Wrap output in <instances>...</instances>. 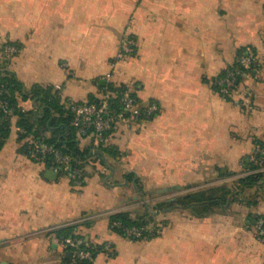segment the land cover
I'll return each instance as SVG.
<instances>
[{
	"label": "crops",
	"instance_id": "obj_1",
	"mask_svg": "<svg viewBox=\"0 0 264 264\" xmlns=\"http://www.w3.org/2000/svg\"><path fill=\"white\" fill-rule=\"evenodd\" d=\"M124 39L134 53L120 59ZM7 43L17 46L8 69L28 91L59 88L63 103L85 102L106 78L159 111L116 125L108 145L117 156L81 139L91 150L84 186L69 174L49 179L55 166L26 155L14 119L0 149V264H73L55 233L70 224L114 246L93 264H264L255 228L264 174L252 187L239 183L244 159L264 146V0H0V47ZM246 46L257 52L256 74L225 99L214 80ZM18 103L43 112L36 99ZM174 194L215 205L160 214L165 228L151 240L110 230L111 214Z\"/></svg>",
	"mask_w": 264,
	"mask_h": 264
},
{
	"label": "trees",
	"instance_id": "obj_2",
	"mask_svg": "<svg viewBox=\"0 0 264 264\" xmlns=\"http://www.w3.org/2000/svg\"><path fill=\"white\" fill-rule=\"evenodd\" d=\"M14 46L17 48L16 45ZM8 62V58L4 57L0 59V86L3 87V91L0 92V149L3 147L9 137L13 121V119L3 111L1 106V102H7L8 106L13 108L16 115V125L19 131V139L21 141H25L23 149L26 155L37 162H43L46 164L50 163L55 166L53 159L50 156H33L32 153L34 149L29 138L32 137L39 142L54 146L62 153L71 157L70 165L73 170L78 171L75 177L70 175L73 184H75V180H79L81 182L80 186H84L87 176L85 172V166L88 164L87 161L89 159L91 150L90 148L81 149L79 146V141L81 139L90 138L93 140V143H95L94 137L88 136L83 138L79 136L78 129L71 124L72 112L67 103H63L59 89L53 87L41 88L34 86L31 91L26 90L24 85L18 80L15 74L8 69ZM231 66L232 65H230V67ZM233 66H236V64H233ZM222 74L223 72L220 75ZM96 83L99 89V96L91 95L86 102L98 103L100 101L101 95L110 93V109L116 113L123 112L127 114L122 104V98L126 92H129L130 96L134 98L136 102L141 104L136 95V89H134L133 86L128 84L116 85L106 78H99ZM19 97L22 99H36L39 101L43 109L42 114L37 115L35 112H26L22 110L18 103ZM142 108V114L139 118L143 120H149L158 113L157 112L151 116H146L144 109L145 107L142 106ZM114 129L115 128L109 132L106 143L99 145L96 144L98 146L96 153L97 155L107 153L117 156V150L114 147L108 145ZM248 158L249 157L244 159V165L249 164ZM263 174L264 172L244 175V178L240 179L239 183L244 187H252L262 178ZM212 205L215 204L213 202L201 203L200 199L194 194L183 197H177L176 194L173 197L154 203L152 206L146 207L143 212H139L134 215L128 211L111 214L109 216V228L112 232H115L123 238L126 237V229L132 227L146 228L147 230L143 231V237L139 239H133L134 241L151 240L161 236L163 229L165 228L166 221L158 219L160 214L177 210V207L180 206L191 207L195 210H198V208H201V210H206ZM258 219L264 220V216H259L256 220ZM86 225L89 226L90 224L87 223ZM77 227V224L66 225L57 229L55 233L59 238V241H62L67 237H83L84 240L89 242L91 245L88 247L83 245L81 248L90 251L93 256V260L77 259L75 261L72 256L71 258L67 256V253L69 252L68 250H62L64 261L71 262L73 264H93L96 256L99 253H105L103 247L106 242L97 243L87 239L85 235L77 233ZM157 228L161 229V234H157L155 231H153ZM111 248L112 253L110 256L113 257L115 255V248L112 244Z\"/></svg>",
	"mask_w": 264,
	"mask_h": 264
},
{
	"label": "built area",
	"instance_id": "obj_3",
	"mask_svg": "<svg viewBox=\"0 0 264 264\" xmlns=\"http://www.w3.org/2000/svg\"><path fill=\"white\" fill-rule=\"evenodd\" d=\"M134 42L130 39H124L121 44V49L119 52V58H126L132 54L134 51ZM0 52L3 57L10 59L17 53V48L12 44H5L1 46ZM236 64V66H233ZM232 66L226 68L222 75L218 76L214 80V85L216 90L225 99L231 98L235 94L242 81L246 78H251L256 74L258 55L254 48L251 46H246L241 49L238 57ZM3 91V87L0 86V92ZM246 95V92L242 94ZM111 97L110 93L103 94L100 96V101L95 102H75L69 101L67 105L72 112L71 124L78 129V134L80 137L93 136L95 143L97 145L106 143L108 139V134L118 122H142L143 119L139 117L142 114V106L139 102H136L132 98L129 92H126L122 98V104L127 112L116 113L110 109L109 99ZM3 111L13 120L16 119L13 108L9 107L7 102H1ZM146 116H151L159 111L158 106L155 103L148 104L145 108ZM20 130V129H19ZM30 143L33 145V156L42 155L50 156L55 164V171L59 174H69L73 177L77 175V170H73L70 162L71 157L67 154L62 153L59 149L52 145H48L43 142H39L34 138L30 137ZM248 165H245V175L263 173L264 172V147L257 145L253 152L248 158ZM76 185H80L79 180H75ZM257 238L264 242V220L258 219L255 223ZM146 228H136L132 227L126 229V239L134 240L143 237V231ZM155 231L157 234H161V229L157 228ZM62 250H68L72 253L73 259H90L93 260V256L90 251L84 250L81 247L85 245L86 247L91 244L84 240L83 237H67L59 242ZM104 252L111 255V243L106 242L104 247Z\"/></svg>",
	"mask_w": 264,
	"mask_h": 264
},
{
	"label": "water",
	"instance_id": "obj_4",
	"mask_svg": "<svg viewBox=\"0 0 264 264\" xmlns=\"http://www.w3.org/2000/svg\"><path fill=\"white\" fill-rule=\"evenodd\" d=\"M46 176L49 178V179H56L57 177V172L56 171H53V170H47L46 172ZM167 190H171V188H167V189H164L163 191H167ZM67 256L71 258L72 256V253L71 252H68L67 253Z\"/></svg>",
	"mask_w": 264,
	"mask_h": 264
},
{
	"label": "rangeland",
	"instance_id": "obj_5",
	"mask_svg": "<svg viewBox=\"0 0 264 264\" xmlns=\"http://www.w3.org/2000/svg\"><path fill=\"white\" fill-rule=\"evenodd\" d=\"M133 53H134V51L132 52V54H133ZM132 54H131V55H132ZM128 57H129V56H128ZM57 89H59V88H57ZM173 196H175V194H174V195H172V197H173ZM147 201L149 202V203H148V204H149V206H152V205L154 204V203H153V201H152V200H150V199H148ZM143 203H144V202H143ZM144 204H146V203H144ZM148 204H146V205H148Z\"/></svg>",
	"mask_w": 264,
	"mask_h": 264
}]
</instances>
